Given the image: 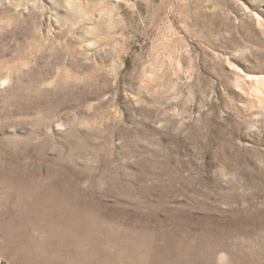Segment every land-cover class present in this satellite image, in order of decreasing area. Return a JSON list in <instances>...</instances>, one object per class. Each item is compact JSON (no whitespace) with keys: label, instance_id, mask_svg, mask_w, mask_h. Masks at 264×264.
Segmentation results:
<instances>
[{"label":"rangeland","instance_id":"rangeland-1","mask_svg":"<svg viewBox=\"0 0 264 264\" xmlns=\"http://www.w3.org/2000/svg\"><path fill=\"white\" fill-rule=\"evenodd\" d=\"M0 264H264V0H0Z\"/></svg>","mask_w":264,"mask_h":264},{"label":"built area","instance_id":"built-area-1","mask_svg":"<svg viewBox=\"0 0 264 264\" xmlns=\"http://www.w3.org/2000/svg\"><path fill=\"white\" fill-rule=\"evenodd\" d=\"M115 2H119L120 0H114Z\"/></svg>","mask_w":264,"mask_h":264}]
</instances>
